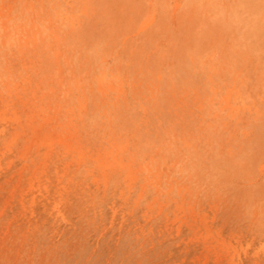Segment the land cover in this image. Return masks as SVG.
Instances as JSON below:
<instances>
[{
	"label": "rangeland",
	"instance_id": "rangeland-1",
	"mask_svg": "<svg viewBox=\"0 0 264 264\" xmlns=\"http://www.w3.org/2000/svg\"><path fill=\"white\" fill-rule=\"evenodd\" d=\"M0 264H264V0H0Z\"/></svg>",
	"mask_w": 264,
	"mask_h": 264
},
{
	"label": "clouds",
	"instance_id": "clouds-1",
	"mask_svg": "<svg viewBox=\"0 0 264 264\" xmlns=\"http://www.w3.org/2000/svg\"><path fill=\"white\" fill-rule=\"evenodd\" d=\"M227 18L236 26L241 27L246 22V14L242 5L237 4L231 12L227 14Z\"/></svg>",
	"mask_w": 264,
	"mask_h": 264
}]
</instances>
